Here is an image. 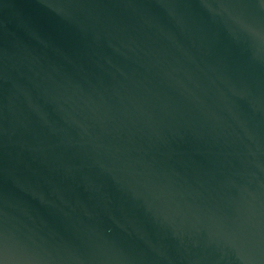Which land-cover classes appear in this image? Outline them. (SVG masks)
<instances>
[{"label":"water","instance_id":"95a60500","mask_svg":"<svg viewBox=\"0 0 264 264\" xmlns=\"http://www.w3.org/2000/svg\"><path fill=\"white\" fill-rule=\"evenodd\" d=\"M0 264H264V0H0Z\"/></svg>","mask_w":264,"mask_h":264}]
</instances>
